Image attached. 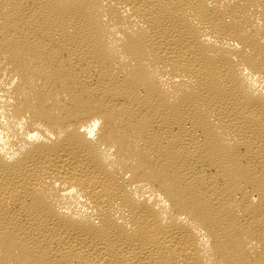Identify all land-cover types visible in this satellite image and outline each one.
<instances>
[{
  "label": "bare ground",
  "instance_id": "obj_1",
  "mask_svg": "<svg viewBox=\"0 0 264 264\" xmlns=\"http://www.w3.org/2000/svg\"><path fill=\"white\" fill-rule=\"evenodd\" d=\"M0 264H264V0H0Z\"/></svg>",
  "mask_w": 264,
  "mask_h": 264
}]
</instances>
